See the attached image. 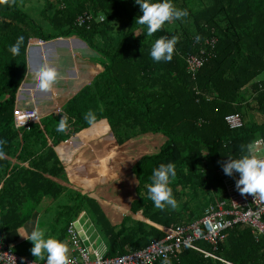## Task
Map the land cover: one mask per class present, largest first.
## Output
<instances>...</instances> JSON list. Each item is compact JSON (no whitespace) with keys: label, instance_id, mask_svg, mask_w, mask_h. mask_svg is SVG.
I'll list each match as a JSON object with an SVG mask.
<instances>
[{"label":"trees","instance_id":"trees-1","mask_svg":"<svg viewBox=\"0 0 264 264\" xmlns=\"http://www.w3.org/2000/svg\"><path fill=\"white\" fill-rule=\"evenodd\" d=\"M172 2L187 9L188 17L168 22L148 36L146 26L138 22L142 12L134 0H43L38 19V13L25 10L19 0H0V138L7 141L6 156L0 159V234L18 229L29 234L36 227V213L43 201L56 200L64 193L61 181L66 168L58 150L103 122L117 150L128 146L131 149L126 152L132 153V148L138 151L152 144L156 152L129 155L123 167L118 160L114 168L119 176L114 168L101 170L100 178L107 174L105 180L95 176L88 185L89 193L97 198L76 190L67 205H57L60 208H56L50 232L56 235V227L65 218L58 228V240L66 238L68 223L86 211L105 239L106 258L112 259L164 237L161 230L132 215L163 228H178L202 217L213 201L211 189L224 198L222 165L229 158L248 155V145L264 137V79H260L264 73V0ZM83 13L91 14L93 20L78 27L75 20ZM197 34L200 42L214 36L217 44L215 56L192 79L184 56L197 53ZM19 36L25 38L24 46L20 55L13 56L9 48ZM161 36L178 38L171 62L157 63L150 56L153 43ZM60 37L80 38L103 58V70L59 114L18 127L16 96L27 72L29 42ZM90 110L96 115L91 124L84 119ZM231 114L241 116V129L227 127L224 118ZM64 116L69 129L59 133L56 128ZM169 162L176 166L170 187L183 204L180 209L161 210L148 198L147 186L153 170ZM90 165L84 170L92 177L101 164ZM97 184L123 187L120 193L126 202L118 205L127 213L102 205L97 200L101 196ZM26 208L34 213L26 215ZM224 235L216 251L198 242L224 262L183 248L171 264H264V238H256L250 227L235 225Z\"/></svg>","mask_w":264,"mask_h":264},{"label":"built area","instance_id":"built-area-1","mask_svg":"<svg viewBox=\"0 0 264 264\" xmlns=\"http://www.w3.org/2000/svg\"><path fill=\"white\" fill-rule=\"evenodd\" d=\"M92 20L91 14L83 13L76 18L75 25L81 27ZM99 21L102 22L103 18ZM39 43L41 44L42 41L39 40ZM216 44L217 38L210 36L199 43L197 53L184 56L186 70L192 79L215 56ZM23 113L27 115L25 118L22 116ZM29 114L32 115L33 112L16 110L15 124L18 127L29 124L33 120V118H28ZM224 122L230 130H239L244 125L239 114L225 116ZM247 152L248 155L264 159V137L252 141L247 147ZM220 176L224 198H219L211 189L213 201L205 208L201 218L178 228H165L164 237L161 240L144 249L112 259L105 256L107 245L94 221L86 211H81L66 227L69 257L72 264H157L162 263L165 257L169 261H176L178 253L183 248L192 249L204 258L224 262L199 243L203 242L216 251L219 243L225 239L224 233L239 224L250 227L256 238H264V196L260 194L241 195L236 188V181L239 179V174L236 172L228 176L221 169ZM0 264H46V260L35 261L21 256L0 238Z\"/></svg>","mask_w":264,"mask_h":264},{"label":"crops","instance_id":"crops-1","mask_svg":"<svg viewBox=\"0 0 264 264\" xmlns=\"http://www.w3.org/2000/svg\"><path fill=\"white\" fill-rule=\"evenodd\" d=\"M19 1L22 5H24V7L27 6L25 9L27 11L33 10L34 9L33 7L37 6V3L38 4L40 3L39 4V6H41L40 9H34V13L36 14L38 13L37 19L39 18V16H41L42 6H43V4H41V1L43 0H19ZM38 23L41 25L45 24L42 22H38ZM26 57H27V72L16 96V110H21L22 107H25L26 110L29 111L31 109H37L38 111H40V115H39L40 119L46 116H50V115L55 116L59 114L65 103L68 100H70L72 97H74L81 89L90 85L103 70V66H102L103 58L98 54V52L92 50L85 42H83L78 37H60L51 41L42 42L41 44L39 43L38 39H33L29 42ZM44 64L55 67L57 71L60 73V78L56 83V85L54 86V90L51 92H41L36 86L37 84L36 80H34L33 78L36 69ZM44 105L48 106L51 109V111L44 113V109H43V114H41ZM55 111L58 112L55 113ZM107 145L113 146L112 148L113 153L116 152L115 150L117 148L116 146L114 147V141L110 135L109 128L107 124L103 122L97 125L93 130H90L84 133L83 135L74 138L72 141L67 143V145H63L62 147H71V149L73 148L74 150V148L77 149L85 146V150L83 151L84 155H86L87 157L100 156V158L103 159L104 157H108L107 154L110 155V153L106 152ZM61 149L62 148L58 150L57 156L65 166L66 164V161L64 159L65 152L61 153ZM113 157H115V155L112 156L111 158ZM101 170L104 169L102 168ZM99 172L100 170L97 171V173L95 174H98ZM100 197L97 200H99L102 205L109 207L113 210H116L122 214L127 213L124 207L118 205L120 204V202L113 203L111 201V203H109L105 201V199H103L102 196ZM43 207H48V204L44 205V203H42L40 205V209L38 210V213H36L37 225H38V220L40 221L43 216V212L41 211ZM132 219L138 221L142 220L146 224L153 226L164 233L165 228L145 220L141 215H132ZM52 222L50 223V226H52ZM57 233L58 232H56V235H51V232L48 231L46 232V236H51L57 239L60 235V234L58 235ZM27 234L28 233L24 229H18L16 231L5 234L1 233L0 236L6 241L8 245L12 247V249L15 252L20 253L19 255L21 256L25 255L27 258H31V259L33 258L35 261H43L39 257L35 258L32 255L31 248L33 247V245L30 241H28L25 238ZM102 238L104 239L103 236ZM62 241H64L69 248L67 237L64 238ZM68 255H70V249Z\"/></svg>","mask_w":264,"mask_h":264},{"label":"clouds","instance_id":"clouds-1","mask_svg":"<svg viewBox=\"0 0 264 264\" xmlns=\"http://www.w3.org/2000/svg\"><path fill=\"white\" fill-rule=\"evenodd\" d=\"M134 2L139 5L142 12V16L138 17V22L146 26L148 36L162 30L166 23L183 20L189 15L187 9L177 8L172 0H134ZM24 40L23 36H19L10 45L9 51L13 56L20 55ZM195 40L197 43L200 42L201 36L197 34ZM177 43L178 38L175 36L171 38L161 36L151 47V58L157 63L171 62ZM33 78L41 92H51L60 78V73L55 67L44 64L36 69ZM84 119L91 124L96 121V115L90 110L85 114ZM68 129V118L61 117L56 131L64 133ZM6 143V140L0 138V159L6 156L4 148ZM222 168L228 176H232L233 172L239 174L236 188L241 195L260 194L264 196V159L253 155H243L239 159L229 158ZM175 176L176 166L172 162L161 164L153 170L151 183L147 186V195L156 208L164 210L167 207L172 209L177 207V200L170 187V181ZM25 238L32 243L31 253L35 258L46 260V264H72L67 244L54 237L46 236L43 229L35 228ZM162 264H171V262L165 257Z\"/></svg>","mask_w":264,"mask_h":264},{"label":"rangeland","instance_id":"rangeland-1","mask_svg":"<svg viewBox=\"0 0 264 264\" xmlns=\"http://www.w3.org/2000/svg\"><path fill=\"white\" fill-rule=\"evenodd\" d=\"M39 4L37 3V6H34L33 8L34 9H40L41 6H39ZM41 4H42V1H41ZM23 7H24V5H23ZM26 7L27 6H25L24 9H26ZM194 9H196V5L193 6V10ZM260 79H264V73L260 76ZM43 109H44V113L51 111V109L48 106L44 105L42 108L41 114H43ZM21 111L25 112L26 108L22 107ZM30 111L33 112L32 115H30V114L28 115V118H33V120H31L30 123L38 120V118L40 119V116H39L40 111H38L37 109H31ZM57 112L58 111H55V113H57ZM22 116H24V118H25L27 115L23 113ZM255 118L257 119V121L258 120L261 121V117L257 116ZM65 145H67V144H65ZM85 146H87V145H85ZM85 146L82 148H77V149L74 148V150H73V148L71 149V147H61L62 148L61 153L65 152L64 153L65 154L64 159L66 161V164H65L66 176L61 181V183L64 187L63 188L64 193L61 195L60 198H58L56 200L50 201L49 199H45V201H43L44 205H47V204L48 205L51 204V205L49 208L43 207L41 209V211L43 212V216H42L40 221L38 220V225H36V228L43 229L45 231V233L50 231V228H51L50 223L54 220V218L58 214V210L56 208H60L59 206L63 207L64 205H67L70 202L69 198H72L73 193L77 192L76 190H78L82 195H89V196L92 195V193H89L88 185H91L90 183L92 182L93 177L97 176L98 178H100L101 173L99 172L98 174H96L92 177L86 176L85 175L86 172H85L84 168H86L90 163L91 164H97V165L101 164L98 167V168H100V171H101V168L105 169L106 171H109L110 169L114 168L115 165H118V162H119L118 160H120L122 162L121 166L123 167L128 162L129 155H135V156L139 157V155H142V154H151V153L156 152L154 150V145H152V144H147L143 150L137 151V149L132 148V150H133L132 153L126 152V151H130V149H131V147H128V146H123L121 148H118V150L116 149L115 150L116 152L114 151L115 153H113V149H112L113 146L107 145L106 152L110 153V155L107 154L108 157H106L105 159L104 158L102 159V158H100V156L87 157L86 155H84L83 151L85 150ZM115 146L117 147L116 143H114V147ZM155 146L159 147L158 144H156ZM77 152H79V153H77ZM113 154L115 155V157L111 158L112 156H114ZM85 156H86V158H85ZM115 162H117V164H114ZM114 172L117 173V176L120 175V171L118 169L114 168ZM104 175L106 178L107 174H104ZM105 178H100V180L104 181ZM110 183H113L112 180H110ZM96 187H97L98 193L101 194V196L103 197V199H105V201H107L109 203H111V201L113 203H119L120 202V204L126 202L125 201L126 197H123L124 193L123 192L120 193V191L124 189L123 187L120 188L117 186L116 188H113V187L105 188V186H100L98 184L96 185ZM110 189L113 190L111 193L108 192ZM93 198H96V197L94 196ZM182 204H183V199L182 198L177 199L176 209H180L182 207ZM57 205H59V206L56 207ZM108 209L110 210V208H108ZM33 213H34V209H31V208L25 209L26 215H32ZM64 222H65V218H63L61 220L59 227H58L59 229L65 224ZM54 226L55 225H53V227ZM58 228L56 227V232H59Z\"/></svg>","mask_w":264,"mask_h":264}]
</instances>
